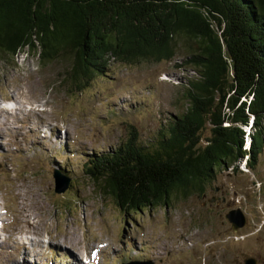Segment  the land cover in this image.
I'll use <instances>...</instances> for the list:
<instances>
[{"label": "rangeland", "instance_id": "374dc122", "mask_svg": "<svg viewBox=\"0 0 264 264\" xmlns=\"http://www.w3.org/2000/svg\"><path fill=\"white\" fill-rule=\"evenodd\" d=\"M182 45L172 61L115 62L81 92L64 83L67 62L43 66L35 50L1 64L0 264H264V148L255 170L246 158L238 172L219 169L203 196L138 212L87 175L132 132L151 143L187 111L184 86L198 76ZM62 173L71 186L58 194ZM235 209L247 217L237 232L226 219Z\"/></svg>", "mask_w": 264, "mask_h": 264}, {"label": "trees", "instance_id": "16d2710c", "mask_svg": "<svg viewBox=\"0 0 264 264\" xmlns=\"http://www.w3.org/2000/svg\"><path fill=\"white\" fill-rule=\"evenodd\" d=\"M181 45L198 76L184 86L187 111L151 143L132 132L86 163L126 213L203 196L219 169L238 172L246 158L255 170L264 148V0H0V71L35 50L43 66L67 62L64 83L78 92L115 62L172 61Z\"/></svg>", "mask_w": 264, "mask_h": 264}, {"label": "water", "instance_id": "95a60500", "mask_svg": "<svg viewBox=\"0 0 264 264\" xmlns=\"http://www.w3.org/2000/svg\"><path fill=\"white\" fill-rule=\"evenodd\" d=\"M63 177L65 176H59L58 174H54V178L56 181L55 191L58 194L65 193L71 185V179L66 177V179H63ZM226 219L231 224L232 230L234 232H237L240 229L244 228L247 224V217L241 209H235L230 211L226 215ZM125 264H153V262H130ZM242 264H258V261L255 258H249L246 259Z\"/></svg>", "mask_w": 264, "mask_h": 264}, {"label": "bare ground", "instance_id": "6f19581e", "mask_svg": "<svg viewBox=\"0 0 264 264\" xmlns=\"http://www.w3.org/2000/svg\"><path fill=\"white\" fill-rule=\"evenodd\" d=\"M2 110H3V113L6 114V115H9V114L14 115V113L11 112V111H9V109H7V108L2 109ZM14 110H16L15 113L17 114V110H19V108H18V109L16 108V109H14ZM10 112H11V113H10ZM2 122H3V121H2ZM2 122H0V123H2ZM4 123H5V124H3V126H6V123H9V121H7V122L5 121ZM9 124H10V123H9ZM8 126H9V125H8ZM4 128H5V127H4ZM6 128H7V127H6ZM249 145H250V144H249ZM32 242H33V239L30 240V244L27 243V242H25V241H23V242L20 243V244H22V245H23V244H27V245L33 246L34 243H32ZM96 249H97V247H95V250H96ZM69 258L71 259V262H72V263H70V264H78L77 262L75 263L76 260H73L72 257H69ZM80 263H81V262H80Z\"/></svg>", "mask_w": 264, "mask_h": 264}]
</instances>
